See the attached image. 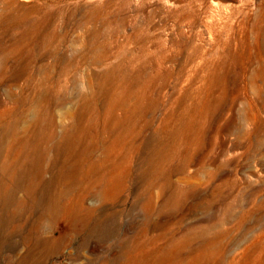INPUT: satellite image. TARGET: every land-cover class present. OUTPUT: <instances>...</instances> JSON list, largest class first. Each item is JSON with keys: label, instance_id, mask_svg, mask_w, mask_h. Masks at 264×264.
<instances>
[{"label": "rangeland", "instance_id": "obj_1", "mask_svg": "<svg viewBox=\"0 0 264 264\" xmlns=\"http://www.w3.org/2000/svg\"><path fill=\"white\" fill-rule=\"evenodd\" d=\"M0 264H264V0H0Z\"/></svg>", "mask_w": 264, "mask_h": 264}]
</instances>
